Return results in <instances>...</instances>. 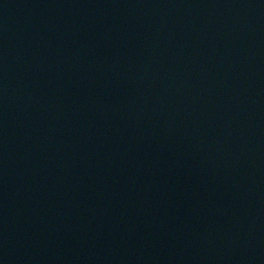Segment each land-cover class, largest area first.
I'll list each match as a JSON object with an SVG mask.
<instances>
[{
	"label": "water",
	"instance_id": "95a60500",
	"mask_svg": "<svg viewBox=\"0 0 264 264\" xmlns=\"http://www.w3.org/2000/svg\"><path fill=\"white\" fill-rule=\"evenodd\" d=\"M0 264H264V0H0Z\"/></svg>",
	"mask_w": 264,
	"mask_h": 264
}]
</instances>
